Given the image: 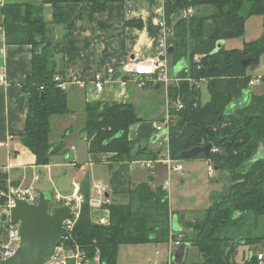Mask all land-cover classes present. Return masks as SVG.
<instances>
[{
	"label": "trees",
	"instance_id": "1",
	"mask_svg": "<svg viewBox=\"0 0 264 264\" xmlns=\"http://www.w3.org/2000/svg\"><path fill=\"white\" fill-rule=\"evenodd\" d=\"M86 2L100 13L110 0H42L40 4L10 0L2 8L6 42L32 45L34 49L32 71L25 84L31 97L30 110L21 141L38 165L49 164L62 152L63 143L54 145L50 140L51 117L70 112L67 92L55 81L57 74H64L57 69L54 27L63 25L72 30ZM45 5L52 8L49 20L44 16ZM190 6L195 8L193 16L183 18L182 11ZM253 16H264V0L164 1L166 29L172 32L167 47L175 48L168 57L173 67L187 62L177 73L178 82L167 91L172 120L169 149L173 158L182 160V152L211 143L210 157L199 154L193 158L219 164L218 176L224 183L220 198L213 200L200 218L185 221L182 230L173 235L198 248L201 264H260L258 253H264V93L251 90L253 77L248 73L264 55V35L244 42L241 48L227 47L229 40L246 34L247 22ZM50 39H55L53 44L39 53L38 48ZM221 40L225 46L212 53ZM205 55L210 57L203 65L198 59ZM202 80H206L210 93L206 104L201 102V87L195 84ZM153 85L146 89H153ZM178 101L183 104L180 109L176 107ZM85 117L91 153H114L111 162L115 163L161 153L148 151L147 146L130 138L133 127L141 121L132 102L89 103ZM7 179L0 168L1 190H7ZM81 186L85 202L73 239L89 259L99 254L101 264H118L120 248L125 244L168 242L173 216H183L171 210L168 191L162 185L141 182L130 189L128 203L105 204L109 220L98 222L92 218L87 177ZM241 245L253 250L252 257L243 263L236 260Z\"/></svg>",
	"mask_w": 264,
	"mask_h": 264
},
{
	"label": "crops",
	"instance_id": "2",
	"mask_svg": "<svg viewBox=\"0 0 264 264\" xmlns=\"http://www.w3.org/2000/svg\"><path fill=\"white\" fill-rule=\"evenodd\" d=\"M9 1L0 0V27L3 26L4 21L2 8ZM25 1L42 3V0ZM164 1L110 0L107 8L100 13L94 10L90 2H86L83 4L81 13L75 18V26L72 30H67L63 25L54 27V35L58 42L55 56L57 69L63 71V77L67 80L72 76H78L84 81V84L72 82L66 89L68 96V88L73 85L75 90L73 89L72 95L76 98L77 103L81 102V112L85 114L87 104L93 102H132L138 106L141 100L145 99L144 93H138L141 88L137 87L130 75L122 77V80L115 79L112 82L105 83L102 92L96 90L94 78L97 71L105 70L109 66H114L117 70H120L123 64L130 62L136 56L140 59H147L167 51V45L164 44L162 39L166 28ZM45 12L49 20L52 14L51 6L45 5ZM5 39V32L0 31V73H4L6 76V83L0 85V141L6 142L5 145L0 146V168L7 173L9 185L23 186L22 174H27L29 168L37 166L35 155L21 141V136L26 132L27 117L30 110L31 97L25 89V84L27 76L32 71L34 49L32 45L8 44ZM177 72L178 69L174 67V78H176ZM70 98H68L69 105ZM70 107L69 113L74 111L72 115H75L77 108L75 109L73 105H70ZM164 113L161 118L164 117ZM156 124L155 121L153 123L154 128L148 130L142 122L137 123L130 133V138L140 146H147L148 151L162 152L165 141L160 136L157 137L159 133L156 131ZM68 132L71 133L72 131ZM80 136H83L86 141L89 156L96 160L95 162L103 165L109 172V181H99L107 184L106 195L109 197L110 203H128L129 191L138 183L149 182L153 187L164 183L167 171L163 165L158 164L152 170H148L131 167L128 161L111 162L112 153H91L85 131L80 133ZM50 140L54 145L63 143V141L53 142L51 138ZM74 147L76 146L74 145ZM63 152L66 153V158L72 155L71 151ZM157 156H146V158ZM73 157V163L76 166L78 165L81 171L82 167L75 158L76 155ZM196 160L207 161L200 158ZM10 162L14 163V167L8 168ZM89 162L93 164V161ZM192 168L190 166V170ZM189 172L190 176L189 179L187 177V181L196 177L194 172ZM215 175L216 172L213 176H208L214 178ZM13 176L18 177L13 180ZM64 176L68 177V182L72 185V177L68 173H61V175L54 178L56 188L58 181ZM85 178L82 181L78 180L81 185ZM219 179V176L215 177L214 184L210 188L209 198H212L215 192L223 191L224 183ZM93 183H90L91 196L93 194ZM169 201H171V197ZM170 207L176 213L171 203ZM91 210H93L91 211L93 220L102 223L108 222L109 212L107 209L94 210L92 208ZM188 220L193 219L183 214L182 219L177 217L176 226L181 227L183 222ZM252 252V248L241 245L236 260L241 263Z\"/></svg>",
	"mask_w": 264,
	"mask_h": 264
},
{
	"label": "rangeland",
	"instance_id": "3",
	"mask_svg": "<svg viewBox=\"0 0 264 264\" xmlns=\"http://www.w3.org/2000/svg\"><path fill=\"white\" fill-rule=\"evenodd\" d=\"M44 16L45 18H48L46 12L44 13ZM262 35H264V16H253L247 22L246 34L242 38L229 40L227 47L241 48L243 47L244 42L257 40ZM173 73L174 67L172 59L169 58L170 77H175L173 76ZM248 73L253 78H261L259 84L251 85V90L256 94H263L264 82L262 81V78L264 77V55L258 64L251 65L248 68ZM137 87L140 88L139 86ZM200 87L201 102L202 104H206L210 100V93L207 88L206 80L202 81ZM73 89V85L69 86L68 98L71 97L70 105H73L75 109L77 108L76 114L72 115V113H74L73 111L71 113L54 115L51 117L50 138L53 142L63 141L62 152L51 158L50 163L47 164L50 166L37 164L36 167L29 168L27 174H22V179L24 180L23 186H33L37 190L45 191L52 207L58 205L55 199L56 187L54 178L61 175V173H68L73 180L79 181H82V179L88 175L87 178L90 183H93L95 180H101L103 182L109 181V172L103 165L95 162L96 160H93L89 156L86 141L83 136H80V133L84 131L86 117L84 112H81L80 110L81 102L77 103L76 98L72 95L75 90ZM139 92L145 94V99H142L137 106L139 116L141 117L140 122H142L143 126L149 130L154 128L153 123L155 121L156 123H159L164 118L161 117L164 112V114H166L168 99L165 95L164 87H161L160 90L141 88L138 93ZM70 105L69 108H71ZM68 131L72 132L70 133ZM74 145L76 147L73 148ZM160 146L161 144L159 147ZM63 151H71L72 155H70L69 158H66V153ZM112 154L113 157L116 155L114 153ZM74 155H76L75 158L82 167L81 171L79 170L80 167L78 168V165L76 166V164L73 163ZM139 159H142V157L137 156L135 159L131 160V162ZM89 161H93V164H90ZM181 162L183 163L185 170L183 172H173L171 174V187L168 189L169 198L171 197V206L176 213L180 212L186 214L190 219L200 218L206 208L213 203V200H218L220 198L222 191L215 192L213 197L209 198V194L211 193L210 188L212 187V184H214L215 177L218 176L220 172L215 170L216 175L214 178H211L209 177L207 161H197L196 159L191 158L182 159ZM190 166L193 167L191 170ZM189 171L194 172L196 177L187 181L190 176ZM36 175L39 176L37 179ZM16 177L18 176H13V180ZM6 183L8 187V181H6ZM2 202L3 201L0 200V203ZM183 223H185V221ZM5 231L4 227H0V235L4 234ZM259 248L260 246H257V252H260L261 249ZM253 249L256 251L254 247ZM170 255L171 250L168 242L160 243L152 241L136 245L125 244L120 248L118 264H166L170 260ZM201 262L202 257L198 248L189 245L184 264H201Z\"/></svg>",
	"mask_w": 264,
	"mask_h": 264
},
{
	"label": "built area",
	"instance_id": "4",
	"mask_svg": "<svg viewBox=\"0 0 264 264\" xmlns=\"http://www.w3.org/2000/svg\"><path fill=\"white\" fill-rule=\"evenodd\" d=\"M195 8L190 6L182 11L183 18H190L193 16ZM0 31H4L0 27ZM172 34L165 28L163 33V42L167 45L168 35ZM200 61V58L198 59ZM118 75L120 76L118 78ZM130 75L134 82L140 88H145L148 84L159 81L161 86L165 88L166 95L168 87L175 82H178V78L170 77L169 75V57L167 51L158 56H154L147 59H140L138 56L132 58L130 62L122 65L120 70H117L114 66H109L105 70L97 71L94 78V84L98 92H102L105 87V83L112 82L115 79L122 80V77ZM57 86L66 91L68 85L72 82L84 84L78 76H72L68 80L61 74L55 76ZM203 81V80H202ZM202 81H196L197 86H201ZM261 82V78H253L250 82L251 85H257ZM6 83V76L4 73H0V85ZM177 109L183 107V104L178 101L176 104ZM171 107L167 105L166 114L162 121L156 124V131L160 137L165 141L164 150L155 158L143 157L139 160L129 161L131 167H138L141 169L152 170L156 165H163L167 171V177L162 184L163 189L168 190L171 186V174L173 172H179L184 169L181 160L172 157L169 149V134L171 125ZM6 142L0 141V146L5 145ZM14 167V163L10 162L8 168ZM209 175L213 176L215 173V166L211 161H208ZM39 176L36 175V179ZM107 184L101 181H95L93 183V194L90 197V205L93 209L104 208L105 204H110L107 193ZM0 222L4 213H7L8 218L4 224L0 227L5 228V233L0 235V258L7 259L12 257L20 246L21 238L19 236L18 228L19 223H13L11 220V213L16 205L17 199H25L29 203H38V190L33 186H13L8 185L7 190H0ZM55 199L58 205L64 206L70 204L72 207L71 216L64 221V237L59 245L56 247L54 256L46 264H88L90 260L84 251V249L73 239L75 226L80 218L83 204L85 202V196L81 191V184L78 180H73L70 191H60L56 188ZM54 206V207H56ZM53 207L50 204V211ZM176 232H171L170 240L168 244L170 246L171 255L170 260L166 264H175L173 261V252L182 244L181 236L175 239L173 235ZM172 257V259H171ZM258 259L260 264L264 262V253H258ZM95 264H101V256L98 254L94 258Z\"/></svg>",
	"mask_w": 264,
	"mask_h": 264
},
{
	"label": "water",
	"instance_id": "5",
	"mask_svg": "<svg viewBox=\"0 0 264 264\" xmlns=\"http://www.w3.org/2000/svg\"><path fill=\"white\" fill-rule=\"evenodd\" d=\"M55 39H50L44 45L38 48L41 53L44 48L50 47ZM225 46V41L221 40L217 43L215 50L212 53L218 52ZM175 48L167 47V53L173 54ZM210 55L201 57L200 62L205 65L209 60ZM187 62L181 61L175 68L178 72L185 68ZM177 72V73H178ZM176 73V76H177ZM154 90L161 88V83L156 81L153 85ZM234 105L232 106V108ZM160 135H157L159 137ZM213 145L211 143L204 146H196L192 149L182 152V159H191L199 154L205 157H210ZM219 169V164L215 166V170ZM57 188L60 191H70L71 185L68 182V177L64 176L57 183ZM72 214L70 204L64 206H56L50 211L49 198L45 191L38 190V203L32 204L25 199H17L16 205L11 213L13 223H19V236L21 238L20 246L16 253L7 259L0 258V264H46L55 254L56 247L64 237V221ZM177 215L173 216L172 230L180 232L181 227H177ZM8 215L4 213L1 217L0 226L7 220ZM244 243L243 239L239 240ZM189 243L183 242L173 252V261L175 264H182L187 255ZM253 252L250 257H252ZM88 264H95L94 259H90ZM264 264V262H263Z\"/></svg>",
	"mask_w": 264,
	"mask_h": 264
}]
</instances>
